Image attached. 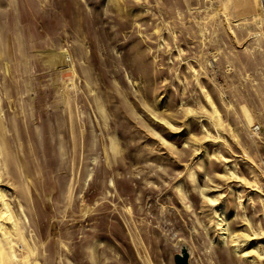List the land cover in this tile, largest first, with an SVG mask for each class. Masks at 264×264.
<instances>
[{"label":"rangeland","instance_id":"rangeland-1","mask_svg":"<svg viewBox=\"0 0 264 264\" xmlns=\"http://www.w3.org/2000/svg\"><path fill=\"white\" fill-rule=\"evenodd\" d=\"M263 160L264 0H0V264H264Z\"/></svg>","mask_w":264,"mask_h":264},{"label":"water","instance_id":"water-1","mask_svg":"<svg viewBox=\"0 0 264 264\" xmlns=\"http://www.w3.org/2000/svg\"><path fill=\"white\" fill-rule=\"evenodd\" d=\"M175 264H190V251L187 246L181 248L180 254L175 255Z\"/></svg>","mask_w":264,"mask_h":264},{"label":"bare ground","instance_id":"bare-ground-1","mask_svg":"<svg viewBox=\"0 0 264 264\" xmlns=\"http://www.w3.org/2000/svg\"><path fill=\"white\" fill-rule=\"evenodd\" d=\"M262 5V4H261ZM65 52V51H64ZM68 55V54H67ZM56 57H57V55H56ZM69 58V57H68ZM65 68V67H64ZM213 204V203H212ZM235 246H238L236 243L234 244V245H232V247L234 248V250H235ZM243 246V245H242ZM227 247H231V246H229V245H227ZM226 247V248H227ZM231 247V248H232ZM233 248H232V250H233ZM236 252H237V250H235ZM231 252V251H230ZM230 252H228L229 254H230ZM231 255V254H230ZM259 258V257H258Z\"/></svg>","mask_w":264,"mask_h":264},{"label":"built area","instance_id":"built-area-1","mask_svg":"<svg viewBox=\"0 0 264 264\" xmlns=\"http://www.w3.org/2000/svg\"><path fill=\"white\" fill-rule=\"evenodd\" d=\"M262 167H263V171H264V160L262 161Z\"/></svg>","mask_w":264,"mask_h":264}]
</instances>
